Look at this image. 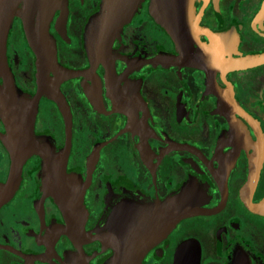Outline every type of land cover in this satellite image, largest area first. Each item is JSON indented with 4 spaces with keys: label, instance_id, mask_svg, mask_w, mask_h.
<instances>
[{
    "label": "flooded vegetation",
    "instance_id": "1",
    "mask_svg": "<svg viewBox=\"0 0 264 264\" xmlns=\"http://www.w3.org/2000/svg\"><path fill=\"white\" fill-rule=\"evenodd\" d=\"M67 1L66 21L58 27L57 10L49 33L59 66L72 75L48 71L59 100L48 90L41 94L34 133L56 152L67 149L66 171L84 187L85 231L105 224L119 203H163L197 182L209 195L203 207L219 211L177 223L140 264H172L178 243L188 238L198 239L201 264H234L240 256L264 264V62L177 63L180 47L154 18L152 0H143L113 42L111 70L93 61L85 36L103 0ZM193 3L206 47L210 36H223L224 60L264 56V0ZM24 30L15 16L7 56L16 88L34 99L41 87L37 57ZM159 56L173 62H154ZM258 145V179L245 194ZM10 162L0 140V183ZM42 163L34 154L23 164L18 189L0 207V264H108L114 251L100 239L76 241L62 231L67 217L45 190Z\"/></svg>",
    "mask_w": 264,
    "mask_h": 264
},
{
    "label": "water",
    "instance_id": "2",
    "mask_svg": "<svg viewBox=\"0 0 264 264\" xmlns=\"http://www.w3.org/2000/svg\"><path fill=\"white\" fill-rule=\"evenodd\" d=\"M143 0H103L102 9L94 14L86 26V43L94 62L102 61L115 70L112 46L122 32L124 24L138 12ZM194 0H152L154 18L167 28L181 49L176 62L203 67L226 65L228 68L247 67L264 62V56L244 59L222 58L223 36H210L212 44L206 47L199 35L204 29L195 14ZM57 10H62L58 21L61 28L68 13L67 0H0V118L5 131L0 140L10 154L11 162L7 181L0 183V207L15 194L22 178L23 164L34 154L43 159L45 190L52 194L67 217L63 232L76 241L100 239L105 248H112L114 257L108 264H140L154 244L165 239L174 226L193 215H207L220 207H203L208 200L207 189L197 182H190L163 203L131 201L119 203L108 221L95 231H85L87 211L84 206V187L77 177L66 171L67 149L56 152L49 139L34 133L37 106L41 94L48 90L51 97L59 100L54 83H49L48 71L72 75L59 66L56 45L51 37L50 22ZM21 17L25 33L37 57L40 89L33 99L21 93L15 85L9 64L7 49L9 32L14 18ZM199 44L197 52L193 44ZM156 63L168 65L173 62L159 56ZM175 62V63H176ZM261 146L258 145L251 160L249 181L244 192L256 185L261 166ZM248 207L256 203L245 195ZM196 238L178 243L172 264H201V248ZM247 256H240L234 264H250ZM74 264H88L80 261Z\"/></svg>",
    "mask_w": 264,
    "mask_h": 264
}]
</instances>
